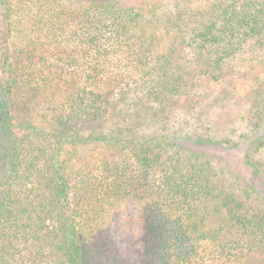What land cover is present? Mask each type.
Instances as JSON below:
<instances>
[{"label":"trees","instance_id":"obj_1","mask_svg":"<svg viewBox=\"0 0 264 264\" xmlns=\"http://www.w3.org/2000/svg\"><path fill=\"white\" fill-rule=\"evenodd\" d=\"M229 70L246 174L179 121ZM0 264H264V0H0Z\"/></svg>","mask_w":264,"mask_h":264},{"label":"rangeland","instance_id":"obj_2","mask_svg":"<svg viewBox=\"0 0 264 264\" xmlns=\"http://www.w3.org/2000/svg\"><path fill=\"white\" fill-rule=\"evenodd\" d=\"M239 72L229 70L222 83L209 86L190 103L180 100L178 114L181 116L179 121L189 127L200 129L209 136L217 134L222 139H230L231 146L211 148L209 152L232 169L246 174L242 167L244 145H235V142L250 132L248 121L253 93L251 82Z\"/></svg>","mask_w":264,"mask_h":264}]
</instances>
